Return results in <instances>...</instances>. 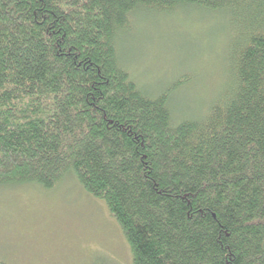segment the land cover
I'll use <instances>...</instances> for the list:
<instances>
[{"label": "trees", "instance_id": "1", "mask_svg": "<svg viewBox=\"0 0 264 264\" xmlns=\"http://www.w3.org/2000/svg\"><path fill=\"white\" fill-rule=\"evenodd\" d=\"M184 8L226 19L231 82L174 121L188 76L152 97L121 49L139 12ZM66 177L131 264H264V0H0V187Z\"/></svg>", "mask_w": 264, "mask_h": 264}, {"label": "rangeland", "instance_id": "2", "mask_svg": "<svg viewBox=\"0 0 264 264\" xmlns=\"http://www.w3.org/2000/svg\"><path fill=\"white\" fill-rule=\"evenodd\" d=\"M135 19L138 29L125 36L121 49L130 79L155 97L188 76L169 97L173 119L202 117L231 82L226 19L192 8L162 15L143 11ZM105 259L131 264L129 247L104 204L74 178H63L50 190L0 187V263L104 264Z\"/></svg>", "mask_w": 264, "mask_h": 264}]
</instances>
